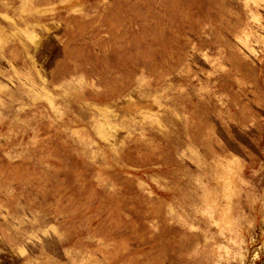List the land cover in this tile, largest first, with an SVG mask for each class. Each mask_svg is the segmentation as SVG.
<instances>
[{"label": "rangeland", "instance_id": "obj_1", "mask_svg": "<svg viewBox=\"0 0 264 264\" xmlns=\"http://www.w3.org/2000/svg\"><path fill=\"white\" fill-rule=\"evenodd\" d=\"M0 264H264V0H0Z\"/></svg>", "mask_w": 264, "mask_h": 264}]
</instances>
